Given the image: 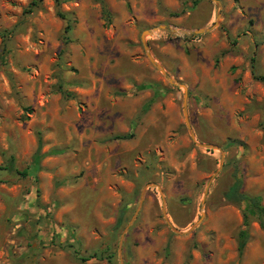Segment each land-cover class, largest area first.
<instances>
[{
	"label": "rangeland",
	"instance_id": "374dc122",
	"mask_svg": "<svg viewBox=\"0 0 264 264\" xmlns=\"http://www.w3.org/2000/svg\"><path fill=\"white\" fill-rule=\"evenodd\" d=\"M101 1L0 0V264H264V0Z\"/></svg>",
	"mask_w": 264,
	"mask_h": 264
},
{
	"label": "trees",
	"instance_id": "16d2710c",
	"mask_svg": "<svg viewBox=\"0 0 264 264\" xmlns=\"http://www.w3.org/2000/svg\"><path fill=\"white\" fill-rule=\"evenodd\" d=\"M41 0H31L30 7H34L39 3ZM56 7L59 6V0H53ZM103 6L101 0H95ZM60 19H63V15L57 14ZM69 30L68 25L64 27V33ZM255 80L260 81L264 84V77L263 76H255ZM154 101V97L149 100L148 104H151ZM43 155L39 154V146L37 147L33 159L35 162H38ZM20 175H24L25 172L22 171L19 173ZM232 184L227 189L226 192L222 194L223 198L233 206H236L241 211V224L240 228L237 232L236 236V252H237V259L240 258L243 248L248 240V225L249 220L254 218L259 227L264 231V206L261 204V198L259 196H250L247 194H243L240 192L241 188V177L238 171L233 170L232 173ZM124 208H121L120 212L124 211ZM89 258H77L80 262H85Z\"/></svg>",
	"mask_w": 264,
	"mask_h": 264
},
{
	"label": "water",
	"instance_id": "95a60500",
	"mask_svg": "<svg viewBox=\"0 0 264 264\" xmlns=\"http://www.w3.org/2000/svg\"><path fill=\"white\" fill-rule=\"evenodd\" d=\"M211 1L217 3L215 0H211ZM215 26H216V22L213 23V24L211 25V27L208 28V29H199V30H195V31H193V32H186V31H180V30H178V31H179V34H177L176 30L166 29L165 27L160 26V27H158V28H156V29L145 30V31H143V32L141 33V35H140V42H141V45H142L143 51H144V53H145V56H146L148 62H149L152 66H154V67H155V68H156V69H157L162 75L165 76L164 70H163V69H162V68H161V67L155 62V60L151 57V55H150V53H149V50H148V48H147V44H146V42H145V37H147V38H148V37H153V36H155V35H157V34H159V33H162V32H164V31H167V32H170L171 34H173V35H175V36H180V37H186V38H187V37H192V36H195V35H202V34L208 32V31H210L211 29H213ZM166 79H167V81H168L169 84L174 85V86H176V87H180V88L183 89V95H182V96H183V101H182V115H183L184 123H185L187 129L189 130V125H188L187 116H186V111H185L186 89H185L184 86H182V85L176 83V82L173 81L172 79H169V78H166ZM190 137L193 138V135H192L191 133H190ZM205 147H206V148H209L208 146H205ZM219 166H221V164H220ZM209 183H210V181L207 183L206 189H205V191H204V193H203V199H204V197H205V195H206V191H207V188L209 187Z\"/></svg>",
	"mask_w": 264,
	"mask_h": 264
},
{
	"label": "crops",
	"instance_id": "0c3cea01",
	"mask_svg": "<svg viewBox=\"0 0 264 264\" xmlns=\"http://www.w3.org/2000/svg\"><path fill=\"white\" fill-rule=\"evenodd\" d=\"M146 94V93H145ZM141 96H145L143 93L136 96V98H140Z\"/></svg>",
	"mask_w": 264,
	"mask_h": 264
},
{
	"label": "bare ground",
	"instance_id": "6f19581e",
	"mask_svg": "<svg viewBox=\"0 0 264 264\" xmlns=\"http://www.w3.org/2000/svg\"><path fill=\"white\" fill-rule=\"evenodd\" d=\"M176 32H177V34H179V31L178 30H176Z\"/></svg>",
	"mask_w": 264,
	"mask_h": 264
}]
</instances>
